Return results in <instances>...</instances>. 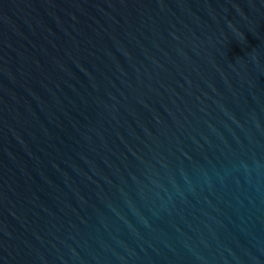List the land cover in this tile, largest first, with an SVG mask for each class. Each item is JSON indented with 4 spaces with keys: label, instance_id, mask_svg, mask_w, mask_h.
<instances>
[{
    "label": "water",
    "instance_id": "1",
    "mask_svg": "<svg viewBox=\"0 0 264 264\" xmlns=\"http://www.w3.org/2000/svg\"><path fill=\"white\" fill-rule=\"evenodd\" d=\"M0 264H264V0H0Z\"/></svg>",
    "mask_w": 264,
    "mask_h": 264
}]
</instances>
